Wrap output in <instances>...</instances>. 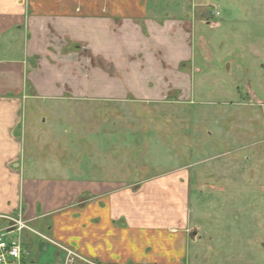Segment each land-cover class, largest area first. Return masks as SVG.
<instances>
[{"label": "crops", "instance_id": "obj_1", "mask_svg": "<svg viewBox=\"0 0 264 264\" xmlns=\"http://www.w3.org/2000/svg\"><path fill=\"white\" fill-rule=\"evenodd\" d=\"M194 6L188 0H0V230L7 226L2 216L20 214L52 248L47 264L198 261L194 250L187 255L201 237L188 239L183 172L135 177L128 167L103 162L102 151L92 156L77 135L65 143V161H57L53 148L66 132L57 116L61 106L212 104L207 93L226 96L233 89L236 61L264 60L262 19L236 29L231 6L220 5V17L209 21ZM27 103L47 111L45 131L31 123L26 129ZM74 111L67 113L72 120ZM55 122L61 129L50 125ZM82 144L83 158L77 156ZM33 235L22 233L23 264L24 242Z\"/></svg>", "mask_w": 264, "mask_h": 264}, {"label": "rangeland", "instance_id": "obj_2", "mask_svg": "<svg viewBox=\"0 0 264 264\" xmlns=\"http://www.w3.org/2000/svg\"><path fill=\"white\" fill-rule=\"evenodd\" d=\"M188 2L204 21L220 17L217 8L227 4L235 10L231 17L236 29L248 28L250 20L264 22V0ZM236 63L229 77L233 89L226 96L207 93L213 96L212 104L195 100L180 106L163 99L149 106L94 103L58 108L66 132L53 144L57 161L67 159L65 143L77 135L83 139L80 143H89L92 156L102 151L103 162L128 167L126 172L135 177L183 172L190 210L188 239L196 242L201 237L198 250L188 246L187 255L194 250L192 255L199 258L192 262L187 257L191 264H264V60L249 57ZM73 110L72 120L67 113ZM24 111L26 129L31 123L45 131V109L27 103ZM59 122L50 125L61 129ZM80 146L77 156L83 158L86 144ZM27 227L24 231L37 236L23 240L25 264L49 263L52 248Z\"/></svg>", "mask_w": 264, "mask_h": 264}, {"label": "built area", "instance_id": "obj_3", "mask_svg": "<svg viewBox=\"0 0 264 264\" xmlns=\"http://www.w3.org/2000/svg\"><path fill=\"white\" fill-rule=\"evenodd\" d=\"M1 218L7 222V226L0 230V264H23L24 250L20 234L24 230H29L27 222L20 214Z\"/></svg>", "mask_w": 264, "mask_h": 264}]
</instances>
